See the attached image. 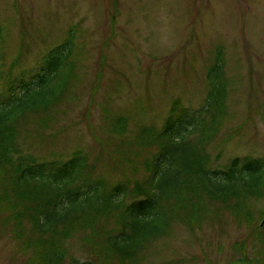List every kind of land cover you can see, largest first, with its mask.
Masks as SVG:
<instances>
[{"label": "rangeland", "instance_id": "374dc122", "mask_svg": "<svg viewBox=\"0 0 264 264\" xmlns=\"http://www.w3.org/2000/svg\"><path fill=\"white\" fill-rule=\"evenodd\" d=\"M66 38L72 44L46 95L52 101L11 120L14 159L64 160L80 149L91 174L128 181L123 199L131 200L157 149L139 143L140 131L160 129L174 98L199 106L211 86L206 70L220 51L225 93L204 144L207 167H223L235 155L264 157V0H0V97L10 82L19 92V80L29 81L42 55ZM251 188L246 196L191 192L163 200L166 231L126 256L104 252L118 209L91 225L80 220L67 233L40 235L28 217H10L13 207L1 200L0 264H43L32 257L43 255L42 244H26L38 237L59 245V264H232L244 255L264 264V171Z\"/></svg>", "mask_w": 264, "mask_h": 264}, {"label": "trees", "instance_id": "16d2710c", "mask_svg": "<svg viewBox=\"0 0 264 264\" xmlns=\"http://www.w3.org/2000/svg\"><path fill=\"white\" fill-rule=\"evenodd\" d=\"M71 44V38L56 44L42 55L40 67L29 81L19 80V92L10 82L7 95L0 97V203L7 200L13 207L10 217H28L32 229L40 235L57 234L67 233L80 220L82 225H91L98 218L107 219L111 211L118 209L115 222L105 233L104 252L126 256L148 238L166 231L169 212L163 200L171 197L179 200L191 192L218 198L254 194L252 181L263 174L264 157L235 155L223 167H207L204 144L221 114L225 93L221 51L208 67L211 86L199 106H187L174 98L160 129L146 126L140 131L139 143L155 145L157 149L148 176L135 182L137 193L131 200L123 199L129 193V182L123 179L107 183L91 174L80 149L64 160H37L29 154H19L14 159L17 147L11 120L17 113L52 101L46 97L55 91L51 77ZM124 120L120 116L113 122L116 133L122 130ZM85 215L93 216L88 219ZM261 235L264 239V233ZM27 240V246L42 244L43 255L37 253L33 259L36 256L43 264H59L63 252L52 239L48 240L50 244L43 237ZM71 264L93 263L75 260ZM232 264H257V261L252 262L244 255Z\"/></svg>", "mask_w": 264, "mask_h": 264}]
</instances>
